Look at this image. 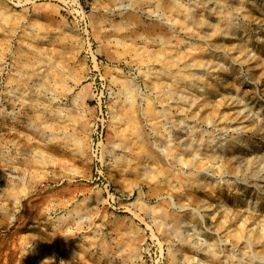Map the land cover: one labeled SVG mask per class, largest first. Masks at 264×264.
<instances>
[{"label":"rangeland","instance_id":"obj_1","mask_svg":"<svg viewBox=\"0 0 264 264\" xmlns=\"http://www.w3.org/2000/svg\"><path fill=\"white\" fill-rule=\"evenodd\" d=\"M0 264H264V0H0Z\"/></svg>","mask_w":264,"mask_h":264}]
</instances>
